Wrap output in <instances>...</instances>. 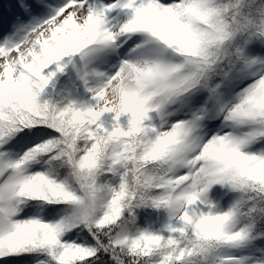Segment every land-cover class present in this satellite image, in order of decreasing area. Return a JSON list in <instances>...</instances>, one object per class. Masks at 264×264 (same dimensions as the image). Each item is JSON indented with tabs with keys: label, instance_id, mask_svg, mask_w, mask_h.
Listing matches in <instances>:
<instances>
[{
	"label": "snow or ice",
	"instance_id": "6c2138e0",
	"mask_svg": "<svg viewBox=\"0 0 264 264\" xmlns=\"http://www.w3.org/2000/svg\"><path fill=\"white\" fill-rule=\"evenodd\" d=\"M0 264H264V0H0Z\"/></svg>",
	"mask_w": 264,
	"mask_h": 264
}]
</instances>
